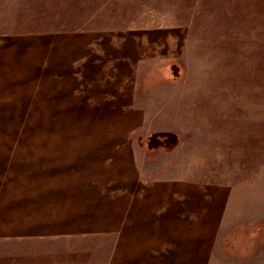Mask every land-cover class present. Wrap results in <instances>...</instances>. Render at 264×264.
<instances>
[{
	"label": "rangeland",
	"instance_id": "1",
	"mask_svg": "<svg viewBox=\"0 0 264 264\" xmlns=\"http://www.w3.org/2000/svg\"><path fill=\"white\" fill-rule=\"evenodd\" d=\"M0 264H264V0H0Z\"/></svg>",
	"mask_w": 264,
	"mask_h": 264
},
{
	"label": "trees",
	"instance_id": "2",
	"mask_svg": "<svg viewBox=\"0 0 264 264\" xmlns=\"http://www.w3.org/2000/svg\"><path fill=\"white\" fill-rule=\"evenodd\" d=\"M174 73L173 75H175ZM179 135L172 131H154L145 139V145L149 149L159 147L172 148L179 141Z\"/></svg>",
	"mask_w": 264,
	"mask_h": 264
}]
</instances>
